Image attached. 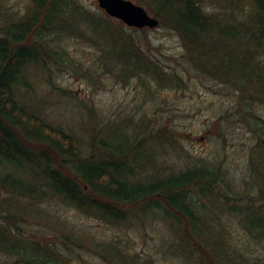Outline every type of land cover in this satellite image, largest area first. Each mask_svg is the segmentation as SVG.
Returning a JSON list of instances; mask_svg holds the SVG:
<instances>
[{
    "label": "trees",
    "instance_id": "obj_1",
    "mask_svg": "<svg viewBox=\"0 0 264 264\" xmlns=\"http://www.w3.org/2000/svg\"><path fill=\"white\" fill-rule=\"evenodd\" d=\"M131 1L178 37L185 71L154 58L139 29L80 0H28L21 16L0 0V186L14 202L62 203L113 228L161 217L159 254L182 264H264V126L250 109L264 105V0ZM64 38L90 49L94 72L116 82L182 91L192 71L224 85L237 100L234 109H246L253 138L246 177L237 182L222 165L195 158L172 126L101 121L83 96L55 86L50 73L67 67L99 83L65 50ZM31 69L49 75L43 90L30 81ZM57 91L86 109L84 145L50 120L48 95ZM18 214L0 222L1 253L19 256L20 264H67L52 244L12 229L28 222ZM46 217L38 218L63 246L88 248L104 264H157L120 237L91 242Z\"/></svg>",
    "mask_w": 264,
    "mask_h": 264
},
{
    "label": "rangeland",
    "instance_id": "obj_2",
    "mask_svg": "<svg viewBox=\"0 0 264 264\" xmlns=\"http://www.w3.org/2000/svg\"><path fill=\"white\" fill-rule=\"evenodd\" d=\"M9 11L21 16L26 13L28 0H2ZM88 6L98 7L97 0H80ZM149 15L150 12L144 8ZM134 29V28H132ZM139 35H144L151 42L146 47L151 49L152 56L167 66L185 71L182 66L181 47L178 37L170 30L162 27L144 28ZM65 50L75 59L82 60L87 67L89 76L99 80L98 85L91 84L88 76L75 74L70 67L62 70H52L53 84L67 94L83 96L89 108H92L100 120L128 119L130 124L150 122L153 127L163 124L175 128L183 147L209 164H220L227 169L229 175L242 181L247 175V156L253 142L252 134L245 122L246 109H234L236 101L234 95L227 94L224 85L197 72H186V87L182 90H162L155 85L150 91L140 86L138 80L130 83L116 82L102 72L95 73L94 57L88 53L87 47H82L73 39L64 38ZM91 56V57H90ZM47 72L31 69L29 78L37 85V90H43L47 84ZM97 74V75H96ZM46 76V77H45ZM46 78V79H45ZM59 91L48 95L53 98L47 106L49 118L55 124L71 129L84 145L87 142V124L80 119L83 108H79L75 100L59 97ZM264 126V105L254 104L250 108ZM86 112V109L84 110ZM156 150V147L154 148ZM158 149V148H157ZM180 165L182 162L176 160ZM162 175V169L160 170ZM11 197V196H10ZM0 186V222L9 214L17 220L18 209L25 213L28 222H17L18 227L12 226L16 233L23 231L36 243L52 244L58 255L67 264H104L90 249L75 250L61 244L40 216H47L51 223L55 220L61 223L67 234L76 232L89 236V241L108 242L114 237H120L124 243L130 245L131 251L143 257H153L157 264H182L178 259L164 257L159 254L162 250V219L143 222L133 219L129 225L121 228L108 227L101 222L89 219L80 211L54 201L38 203L36 201L19 200L14 202ZM9 200V201H8ZM25 210V211H24ZM19 213V217L22 216ZM47 214V215H45ZM39 217V218H38ZM59 223H57V226ZM19 230V231H18ZM89 244V242L87 243ZM125 245V244H124ZM21 259L15 255H3L0 251V264H20Z\"/></svg>",
    "mask_w": 264,
    "mask_h": 264
},
{
    "label": "water",
    "instance_id": "obj_3",
    "mask_svg": "<svg viewBox=\"0 0 264 264\" xmlns=\"http://www.w3.org/2000/svg\"><path fill=\"white\" fill-rule=\"evenodd\" d=\"M97 4L109 17L119 20L128 27L153 29L159 25L155 17L131 0H97Z\"/></svg>",
    "mask_w": 264,
    "mask_h": 264
}]
</instances>
